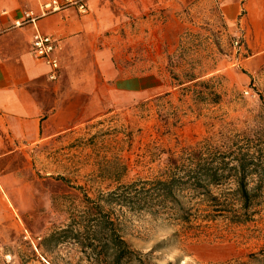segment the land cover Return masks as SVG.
I'll list each match as a JSON object with an SVG mask.
<instances>
[{
    "label": "rangeland",
    "instance_id": "374dc122",
    "mask_svg": "<svg viewBox=\"0 0 264 264\" xmlns=\"http://www.w3.org/2000/svg\"><path fill=\"white\" fill-rule=\"evenodd\" d=\"M105 1L117 21L105 33L114 65L157 87L37 145L27 169L13 170L11 192L0 193V264H111L75 239L91 238L110 210L136 253L120 264H264V205L234 222L240 205L226 186L211 189L220 205L188 198L185 217L131 213L102 198L159 176L170 155L219 132L264 129V0H242L236 13L229 0Z\"/></svg>",
    "mask_w": 264,
    "mask_h": 264
},
{
    "label": "crops",
    "instance_id": "0c3cea01",
    "mask_svg": "<svg viewBox=\"0 0 264 264\" xmlns=\"http://www.w3.org/2000/svg\"><path fill=\"white\" fill-rule=\"evenodd\" d=\"M43 1L0 0V193L4 194L11 192V178L18 176L13 170L27 169L37 145L76 131L115 103L145 97L157 87L146 74L129 76L114 65V46L105 33L117 21L105 0H85L86 13L67 5L34 23L14 26L25 11L40 15ZM241 1L229 0L227 6L236 13ZM258 24L264 28V20ZM36 32L55 41L53 55L59 67L54 80L49 78L51 68L33 51Z\"/></svg>",
    "mask_w": 264,
    "mask_h": 264
},
{
    "label": "trees",
    "instance_id": "16d2710c",
    "mask_svg": "<svg viewBox=\"0 0 264 264\" xmlns=\"http://www.w3.org/2000/svg\"><path fill=\"white\" fill-rule=\"evenodd\" d=\"M217 98L214 94L213 99L217 101ZM222 186H226L224 192L240 205L233 221L252 220L256 212L250 211L264 205V129L242 136L219 132L216 138L209 137L187 147L178 156L170 155L159 176L118 184L102 194V198L107 200L108 206L131 213L170 211L177 217H185L183 203H187L188 198L220 205L211 189ZM95 209L101 210L99 204ZM109 212L106 219L97 216L90 230L91 238L85 233V238L76 235L75 239L83 247L99 248L97 255L108 256L111 264L137 260L136 253L119 234L118 217L114 216L113 210Z\"/></svg>",
    "mask_w": 264,
    "mask_h": 264
},
{
    "label": "built area",
    "instance_id": "2783aa9c",
    "mask_svg": "<svg viewBox=\"0 0 264 264\" xmlns=\"http://www.w3.org/2000/svg\"><path fill=\"white\" fill-rule=\"evenodd\" d=\"M85 0H65L62 4L60 0H44L40 6V15H35L32 11H25L21 20H16L14 26L20 27L28 23H34L38 18L61 10L67 5L77 6L81 13H86ZM32 48L37 57L42 58L51 68L49 78H56V71L59 67L58 59L53 55L55 51V41L50 36L36 32L32 38Z\"/></svg>",
    "mask_w": 264,
    "mask_h": 264
}]
</instances>
